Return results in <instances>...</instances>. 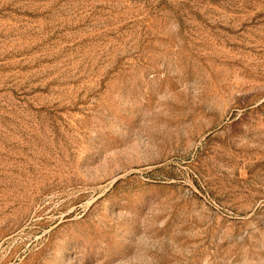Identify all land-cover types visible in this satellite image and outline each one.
Here are the masks:
<instances>
[{
	"label": "rangeland",
	"instance_id": "obj_1",
	"mask_svg": "<svg viewBox=\"0 0 264 264\" xmlns=\"http://www.w3.org/2000/svg\"><path fill=\"white\" fill-rule=\"evenodd\" d=\"M0 264H264V0H0Z\"/></svg>",
	"mask_w": 264,
	"mask_h": 264
}]
</instances>
